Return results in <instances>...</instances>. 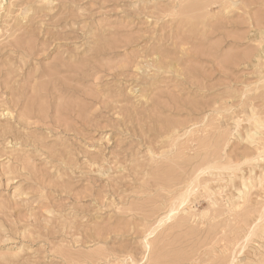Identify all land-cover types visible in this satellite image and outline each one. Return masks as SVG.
I'll list each match as a JSON object with an SVG mask.
<instances>
[{"label": "rangeland", "instance_id": "1", "mask_svg": "<svg viewBox=\"0 0 264 264\" xmlns=\"http://www.w3.org/2000/svg\"><path fill=\"white\" fill-rule=\"evenodd\" d=\"M263 206L264 0H0V264H264Z\"/></svg>", "mask_w": 264, "mask_h": 264}, {"label": "bare ground", "instance_id": "2", "mask_svg": "<svg viewBox=\"0 0 264 264\" xmlns=\"http://www.w3.org/2000/svg\"><path fill=\"white\" fill-rule=\"evenodd\" d=\"M263 208H264V206H263ZM177 212V211H176ZM260 214V213H259ZM262 216H263V213H262ZM262 221V220H261ZM257 222V221H256ZM259 223V222H258ZM262 223V222H261ZM256 224V223H255ZM260 224V223H259ZM258 225V224H257ZM262 226V225H261ZM254 227H255V225H254ZM251 228V227H250ZM252 234H253V232H251ZM250 236V235H249ZM254 236V235H253ZM253 236H251V237H253ZM258 236V235H257ZM246 237V236H245ZM246 239V238H245ZM251 239V238H250ZM246 242H249V241H246Z\"/></svg>", "mask_w": 264, "mask_h": 264}]
</instances>
